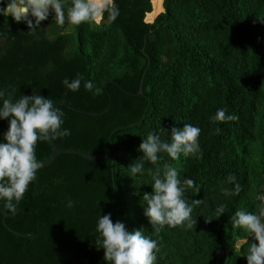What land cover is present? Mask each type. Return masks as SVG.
I'll use <instances>...</instances> for the list:
<instances>
[{
	"label": "trees",
	"instance_id": "16d2710c",
	"mask_svg": "<svg viewBox=\"0 0 264 264\" xmlns=\"http://www.w3.org/2000/svg\"><path fill=\"white\" fill-rule=\"evenodd\" d=\"M114 2L115 21L104 13L99 26L81 23L71 32H61L52 14L32 34L25 22L0 15V90L82 110L55 105L71 132L53 139L59 148L115 153L113 160L58 154L37 170L6 225L3 213L13 210L0 200V264H108L95 239L98 218L109 213L113 223L158 242L155 264H247L254 241L232 227L231 217L264 207V23L257 19L264 18V0ZM142 49L150 64L137 94L148 61ZM77 74L79 91L67 90L62 81ZM85 81L93 83L91 92ZM221 108L238 119L213 123ZM184 124L201 129L200 153L179 160L159 153L158 166L168 163L181 181H194L184 199L201 201L191 214L196 224L166 225L157 235L142 201L153 191L157 165L146 162L134 176L130 166L143 156L138 149L149 132L168 140L170 129ZM8 127L0 118V142ZM50 152L48 141L37 142L38 161ZM229 176L241 186L238 195H224L235 188ZM221 205L225 212L217 217ZM238 239L244 242L236 248Z\"/></svg>",
	"mask_w": 264,
	"mask_h": 264
},
{
	"label": "clouds",
	"instance_id": "9594fccd",
	"mask_svg": "<svg viewBox=\"0 0 264 264\" xmlns=\"http://www.w3.org/2000/svg\"><path fill=\"white\" fill-rule=\"evenodd\" d=\"M104 13L108 14L109 22L115 21L119 9L114 0H72L66 12L62 0H10L0 7V15L11 16L17 23L25 22L29 34L34 33L50 14L62 26L65 23L99 25ZM257 19L264 23V18ZM82 79L77 74L71 81L65 78L62 84L67 90L76 92L80 89ZM84 88L91 92L93 83L85 81ZM98 91L97 89L93 94ZM13 92L0 90V118L9 120L8 130L4 133L5 142H0V200L5 202L4 206L9 210H14V201H20L28 185L36 179L39 168L35 155L37 142L71 134L69 129L62 128L64 113L54 106L52 99L36 94L22 95L19 99H14ZM210 119L215 123L234 121L238 117L226 114V110L221 108ZM200 132L199 127L191 124H184L182 128L172 127L168 140L162 139L156 132H149L139 145L138 150L143 156L136 160L139 162L130 166L129 175L134 176L144 170L146 162L157 165L156 171L152 173L153 191L144 193L142 197L144 215L157 235L166 225L191 229L196 224L191 214L193 207L201 201L197 199L189 205L184 199L186 190L195 188L194 181H181L177 168L168 163L161 169L158 166V154L166 153L172 160H179L181 154L185 157L198 155ZM227 180L235 183L236 178L229 176ZM240 191L239 183H235L234 190L223 189L225 196L238 195ZM73 206L74 202L69 199L67 207ZM224 212L225 206L221 205L216 209V216L219 217ZM231 221L234 229L244 230L254 241L247 250V264H264V207L256 214L243 209L237 210ZM96 232L98 236L95 244L97 248L104 249L103 259L108 264H155L159 251L158 242L144 235L142 230L127 231L124 223L119 220L113 223L109 213L98 218Z\"/></svg>",
	"mask_w": 264,
	"mask_h": 264
},
{
	"label": "water",
	"instance_id": "95a60500",
	"mask_svg": "<svg viewBox=\"0 0 264 264\" xmlns=\"http://www.w3.org/2000/svg\"><path fill=\"white\" fill-rule=\"evenodd\" d=\"M5 2V5L10 2V0H4ZM142 52L145 54V56L147 57L148 61H147V64H146V67L144 68L142 74H141V77H140V81H139V86H138V90H137V94H141L143 92V83H144V77H145V74H146V70H147V67L149 66L150 64V59H149V56L148 54L144 51V49H142ZM58 104H63V105H66L76 111H81L83 112L82 110H79L71 105H69L68 103H65V102H54V106L55 105H58ZM87 113L89 114H95L91 111H87ZM50 146H51V152L48 156H46L45 158L39 160V168H42L48 164H50L53 159L60 153L62 152H70V153H75V154H78L84 158H87V159H96V158H108V159H111L113 160L114 159V155L115 153H113L112 155H109L108 153H87V152H84V151H81V150H78V149H75V148H59L53 139H49L48 140ZM38 168V169H39ZM21 201V200H20ZM20 201L18 202H15V208L12 212H4L3 213V222L4 224L6 225L5 223V218L6 217H10V216H13L15 215L18 210H19V204H20ZM10 228V227H9ZM14 232H17L15 230H13Z\"/></svg>",
	"mask_w": 264,
	"mask_h": 264
},
{
	"label": "rangeland",
	"instance_id": "374dc122",
	"mask_svg": "<svg viewBox=\"0 0 264 264\" xmlns=\"http://www.w3.org/2000/svg\"><path fill=\"white\" fill-rule=\"evenodd\" d=\"M62 3H64V0H62ZM66 12V11H65ZM92 26H93V28L94 27H96V26H99V25H96V24H93V23H90ZM71 29H68L69 31H67V32H71V31H73V29H74V25H68ZM59 29H60V31L61 32H66L65 30H67V27L65 28L64 27V25H59V27H58ZM244 242V240H242V239H238V240H235V242H234V244H235V247L236 248H238V247H240V245L242 244Z\"/></svg>",
	"mask_w": 264,
	"mask_h": 264
},
{
	"label": "crops",
	"instance_id": "0c3cea01",
	"mask_svg": "<svg viewBox=\"0 0 264 264\" xmlns=\"http://www.w3.org/2000/svg\"><path fill=\"white\" fill-rule=\"evenodd\" d=\"M66 3H67V0H64V3L63 4H64V7H65V10H66ZM68 25H70V24H68V23H65L64 24V27L65 28L67 27V30H65L66 32L69 31L68 29H71Z\"/></svg>",
	"mask_w": 264,
	"mask_h": 264
},
{
	"label": "built area",
	"instance_id": "2783aa9c",
	"mask_svg": "<svg viewBox=\"0 0 264 264\" xmlns=\"http://www.w3.org/2000/svg\"><path fill=\"white\" fill-rule=\"evenodd\" d=\"M262 200H264V196H262Z\"/></svg>",
	"mask_w": 264,
	"mask_h": 264
}]
</instances>
